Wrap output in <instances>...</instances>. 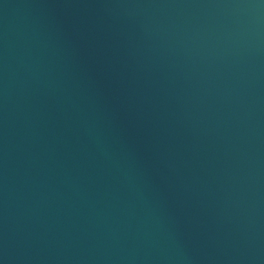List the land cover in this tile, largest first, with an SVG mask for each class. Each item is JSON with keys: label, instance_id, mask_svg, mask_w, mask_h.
I'll list each match as a JSON object with an SVG mask.
<instances>
[{"label": "water", "instance_id": "1", "mask_svg": "<svg viewBox=\"0 0 264 264\" xmlns=\"http://www.w3.org/2000/svg\"><path fill=\"white\" fill-rule=\"evenodd\" d=\"M0 264H264V0H0Z\"/></svg>", "mask_w": 264, "mask_h": 264}]
</instances>
